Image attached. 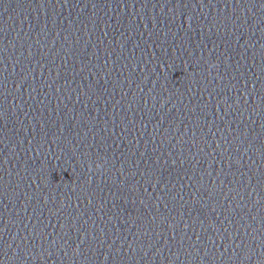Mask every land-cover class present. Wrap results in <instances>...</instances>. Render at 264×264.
Wrapping results in <instances>:
<instances>
[{"label": "water", "instance_id": "95a60500", "mask_svg": "<svg viewBox=\"0 0 264 264\" xmlns=\"http://www.w3.org/2000/svg\"><path fill=\"white\" fill-rule=\"evenodd\" d=\"M0 264H264V0H0Z\"/></svg>", "mask_w": 264, "mask_h": 264}]
</instances>
